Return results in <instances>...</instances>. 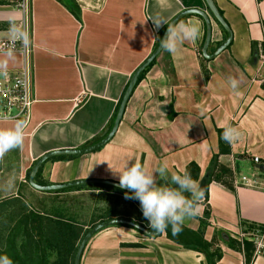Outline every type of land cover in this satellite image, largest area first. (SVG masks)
Returning <instances> with one entry per match:
<instances>
[{"label": "crops", "instance_id": "crops-1", "mask_svg": "<svg viewBox=\"0 0 264 264\" xmlns=\"http://www.w3.org/2000/svg\"><path fill=\"white\" fill-rule=\"evenodd\" d=\"M214 2L232 32L226 47L206 58L205 20L196 12L184 14L176 22L198 21L199 39L184 42L175 53L160 49L136 80L113 136L89 152L53 154L34 174L43 184L79 178L119 181L116 172L129 163L140 162L147 171L166 163L169 175L190 173L204 189L199 215L187 219L178 234L169 226L172 236L106 225L87 240L80 264H207L203 252L182 244L199 243L197 236L221 253L219 258L214 255L215 264H244L246 253L239 242L255 233L264 238V227H250L264 225V187L254 184L264 172V0ZM66 4L78 9L80 18ZM190 7L210 18L211 53L227 31L205 0H29L33 99L25 114L0 119V128L25 122L22 146L0 160V257L4 252L18 264L32 247L25 241L24 227L51 226L46 216L55 219L62 211V201L51 211L38 209L42 205L33 208V199L63 192L30 184L35 160L50 150L82 147L101 138L132 72L166 26L156 29L150 17L168 22ZM20 16L19 9L0 3V38L12 35L11 24ZM12 53H0V61L7 60L6 70L16 72L24 57ZM229 77L241 79L238 90L231 89ZM227 127L240 131L236 142L224 140ZM223 168L217 179L215 172ZM86 184H94L88 189L97 191L96 205L112 206L111 190L104 188L114 185ZM98 215L95 221L102 220V213ZM16 247L20 250L13 254L4 250ZM254 247L253 242L250 264H264V254L254 255Z\"/></svg>", "mask_w": 264, "mask_h": 264}, {"label": "clouds", "instance_id": "clouds-1", "mask_svg": "<svg viewBox=\"0 0 264 264\" xmlns=\"http://www.w3.org/2000/svg\"><path fill=\"white\" fill-rule=\"evenodd\" d=\"M156 29L167 24V34L160 41L162 50L169 53L177 52L184 42L195 43L201 33L198 21L187 20L176 23H168L161 18L150 17ZM13 36L20 38L27 44V36L18 28H13ZM6 55L11 57L12 51ZM7 60L0 61V73H6ZM228 84L233 91L239 89L241 79L228 78ZM0 119H8L7 116ZM25 135V122L17 120L10 128H0V160L4 156L22 146ZM241 136L235 127H227L223 138L228 143L236 142ZM119 176V187L128 189L125 199L138 200L142 214L149 221V227L156 233L166 231L171 226L172 233L178 234L182 231L187 219L195 218L200 213V203L204 199V189L194 180L190 173L170 174L168 165L163 163L152 171H147L140 162L129 163L122 172H116ZM158 174V176L156 175ZM158 180H163L159 184ZM0 264H12V261L4 256L0 257Z\"/></svg>", "mask_w": 264, "mask_h": 264}, {"label": "water", "instance_id": "water-1", "mask_svg": "<svg viewBox=\"0 0 264 264\" xmlns=\"http://www.w3.org/2000/svg\"><path fill=\"white\" fill-rule=\"evenodd\" d=\"M209 9L211 10L212 14L217 18V20L223 25V27L226 29L227 31V36L225 38V40H223V42L221 44H219V46L211 53H209L207 51V45L211 36V21L210 18L207 14V12H205L204 10L197 8V7H190V8H184L182 10H180L179 12H177L169 21L168 23H175L181 16H183L184 14L190 13V12H196L199 13L203 16L205 23H206V34H205V38L202 44V54L206 57V58H211L213 57L217 52H219L221 49H223L224 47H226L229 42L231 41L232 38V32L231 29L229 27V24L227 23V21L225 20V18L222 16L221 12L219 11V9L217 8L214 0H205ZM167 28L168 25L166 24L164 30L161 33V36L156 44V46L153 48V50L140 62V64H138V66L135 68V70L132 72L128 83L124 89V92L122 94V97L120 99V102L118 104V108L116 110V114L114 117V120L112 122L111 127L108 129V131L106 133L103 134V136L101 138H99L98 140L87 144L85 146L82 147H76V148H61V149H54V150H50L48 152H45L44 154H42L41 156H39L30 171V174L28 176L29 182L30 184L38 189L41 190H51V189H58V188H63V187H67V186H73V185H77V184H84V183H92V182H96V183H106V184H111L114 186H118L119 187V181L117 180H113V179H105V178H79V179H73V180H69V181H64V182H53V183H39L37 181L34 180V174L37 171L39 165L41 164V162L53 155V154H57V153H85V152H89L91 150H94L98 147H100L101 145H103L105 142H107L114 134L115 130L117 129V126L119 124V121L121 119L126 101L129 97V94L138 78L139 73L141 72V70L148 65V63L150 61L153 60V58H155V56L157 55V53L160 51L161 46H160V41L165 38L166 34H167ZM128 190V189H126ZM130 191V190H128ZM114 223H121V224H128L134 228L139 229L140 231L150 234V235H157L159 233H156L154 230L148 228L147 226L135 221V220H131L128 218H124V217H111V218H107V219H103L100 220L98 222H96L95 224H93L92 226L88 227V229L85 231V233L83 234L82 238L80 239L78 246L76 248L75 254H74V259H73V264H80V257L83 251V248L87 242V240L92 236V234L94 232H96L98 229L109 225V224H114Z\"/></svg>", "mask_w": 264, "mask_h": 264}, {"label": "rangeland", "instance_id": "rangeland-1", "mask_svg": "<svg viewBox=\"0 0 264 264\" xmlns=\"http://www.w3.org/2000/svg\"><path fill=\"white\" fill-rule=\"evenodd\" d=\"M14 22H16V20H14ZM1 23L2 21H0V25ZM260 176L261 177H256V182L254 184L257 186L264 187V182L262 180V177L264 176L263 171L261 172ZM101 184H105V183H101ZM107 185H110V184H107ZM88 188H93V187H91L90 184L82 185L80 187H76V186L67 187L64 190H61L63 192H59V193L54 192L52 194L49 193L47 195L45 194V196H42L40 200H37V202L33 199L31 204L34 209H37L36 206L39 207V205H42L41 206L42 208H38V209H43L46 212V210L51 211L52 209H54V203H58L59 205V203L62 201L60 205L63 207L61 209L62 210L61 213L63 212V215H61V213L59 212L58 217H62V219L69 220L71 222L73 221L76 226V229L79 232L90 227V226H83V224L87 222L92 224L98 221V220L95 221V219H99L100 217L98 215L99 212L102 213V216L104 219L111 218L110 216L109 217H106V216L111 214L112 207L117 209L121 215L138 216L139 212L142 213L141 206L138 200L125 199V193L128 192L125 189H121V188L119 189L118 187H115V186L108 187V188L103 187L106 190L107 189L111 190L110 199L112 202V206L110 208L109 206L108 208H103L101 207L102 205H99V206L96 205L95 200L97 198H94V196H96L97 191L88 189ZM43 201H45V204H43ZM48 218H52V217L47 215L46 219ZM75 222H78V223H75ZM40 227H41L40 230H38V228L33 229V234H30L31 238L36 239V238H40V236L42 238H44L45 236L46 237L48 236L49 238L55 241L54 244L56 245V248L58 245L60 246V250L58 251L56 248L47 247L48 261L55 260L58 256H61V255L65 258V255L67 256L66 251H65L66 245L65 243H62L61 238H58L60 233L56 231V226H40ZM256 235H257L256 233L255 235H253L255 240L257 239ZM30 236L28 238H30ZM28 238L26 237L25 240H27ZM32 248L33 247H29L30 251H32ZM4 250L6 253L11 252L13 254L14 253L13 250L19 251L20 247L13 248L11 250H8V248H4ZM30 251L27 254H25L26 255L25 258H21L19 260V264H38L35 259L36 257H34L33 256L34 254H32V252ZM4 256L8 257L10 260L12 259V264L13 263L17 264V262L14 261V258H15L14 256L13 257L11 255L8 256L4 252H2L1 257H4ZM68 258L69 260L66 262V264H70L71 256L69 255ZM39 264H48V263L42 262Z\"/></svg>", "mask_w": 264, "mask_h": 264}, {"label": "built area", "instance_id": "built-area-1", "mask_svg": "<svg viewBox=\"0 0 264 264\" xmlns=\"http://www.w3.org/2000/svg\"><path fill=\"white\" fill-rule=\"evenodd\" d=\"M1 4L11 6L21 11V16L11 25L18 28L27 36V44L20 38L12 35L0 38V53L19 52L24 57L22 66L16 72L6 70V73L0 75V117L18 116L27 112L32 102V82H31V66L29 60L30 43V17L28 14L29 0H0ZM262 66L264 67V53L261 55ZM257 160V156H256ZM246 176H242L245 180ZM253 240L254 255L264 254V238L251 237ZM245 262V260H244ZM244 264H250L244 263Z\"/></svg>", "mask_w": 264, "mask_h": 264}, {"label": "trees", "instance_id": "trees-1", "mask_svg": "<svg viewBox=\"0 0 264 264\" xmlns=\"http://www.w3.org/2000/svg\"><path fill=\"white\" fill-rule=\"evenodd\" d=\"M67 7L73 12V14L77 17V18H80V15H79V10L78 9H74L73 7H71L69 4H66ZM158 42V39L157 41L155 42V46ZM152 61H150L148 63V65H146L142 70L141 72L139 73L138 75V80L141 78L144 70L146 69L147 66H149V64H151ZM120 102V100H119ZM118 108V106H117ZM116 108V110H117ZM115 114H116V111L114 113V115L112 116L109 124H108V129L111 127L112 125V122L114 120V117H115ZM102 137V136H101ZM97 137H95L94 139L92 140H96ZM214 162V158L212 160ZM40 169V167H39ZM37 170L36 174L40 171V170ZM224 168L223 169H218L216 172H215V177L218 179L220 178L223 174H224ZM84 184H77V185H73V186H76V187H80ZM91 185H94V184H91ZM67 187H71V186H67ZM67 187H63V188H59V189H54L53 191H61V190H64L66 189ZM117 187V186H115ZM120 189V187H118ZM122 189V188H121ZM126 190V189H125ZM128 191V190H127ZM129 194L130 191H128ZM124 217V218H128V219H131V220H135L141 224H144V216L141 212H139L138 216H130V215H121L120 212L115 209V208H112V211H111V214L110 215H107L106 217ZM105 217V218H106ZM102 220L104 219L103 217H101ZM32 220L35 221L36 220V215L34 213H32ZM27 221V220H26ZM73 222V221H72ZM71 221L69 220H65V219H62V217H58V218H49V224L51 226H56V231L60 233V235L58 236V238H61V241L62 243H65V251H66V254L67 256L65 255V258L61 255V256H58L55 260H52V261H48V257H47V247L48 248H56V245L54 244V240H52L51 238H49L48 236L42 238L40 236V238H31L30 234H33V229H36L38 228V230H40V226H30V231L28 230V228H26V226L24 227L25 228V234H26V237L28 238L30 236V238H28L27 240H25L26 242H31V245H32V254H34L33 256L36 257V261L37 263H42V262H45V263H48V264H66V262L69 260L68 256L70 255L71 256V261H70V264H73V258H74V254H75V251H76V248L78 246V243L80 241V239L82 238L83 234L85 233V231L88 229H85V230H82V231H78L76 229V226L74 224V222L72 223ZM95 224V223H92V225ZM116 224H121V223H116ZM90 225V226H92ZM124 225H127V226H130L128 224H124ZM258 225V226H256ZM18 228H22L21 226H17ZM132 227V226H131ZM250 227H257L259 228V230H262L264 225L262 224H252L250 225ZM36 231V230H35ZM167 232V235L168 236H172V234L170 233V231L166 230ZM197 233L194 232V235H196ZM201 236V234H200ZM253 237V236H252ZM195 238H198V241L199 243H194L192 241H184L182 242V244L184 246H187V247H190V248H193V249H197L201 252L204 253L205 255V258L207 260V264H215V256L217 258H219L221 256V253L218 252V251H214V250H210L208 248L209 246V242H207L206 240H203L202 237H195ZM253 240H249L247 238H244V240H241V242H239L240 244V247L241 249L243 248L245 250V263H249L250 262V256H251V251L250 249L252 248V245H253ZM9 249V248H8ZM57 251L60 250V246L58 245L57 246ZM60 253V252H59ZM215 255V256H214ZM67 257V258H66ZM12 261V259H11ZM13 264H16V263H13ZM19 264V263H18Z\"/></svg>", "mask_w": 264, "mask_h": 264}]
</instances>
